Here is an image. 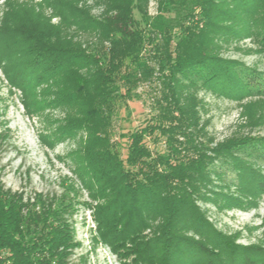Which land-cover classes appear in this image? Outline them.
<instances>
[{"label":"trees","instance_id":"trees-1","mask_svg":"<svg viewBox=\"0 0 264 264\" xmlns=\"http://www.w3.org/2000/svg\"><path fill=\"white\" fill-rule=\"evenodd\" d=\"M260 1L157 0L158 14L150 18L144 12L148 0H106L105 15L89 22L100 42L91 50L54 49L39 31L23 30L26 42L33 43L43 58L33 61L36 77L16 76L22 82L16 88L25 93L23 83L29 85L37 78L45 84L70 72L68 89L55 97L59 104L75 107L77 118L69 115L56 136L85 133L81 161L75 165L93 176L83 181V187L96 203L95 234L133 264H257L264 260L224 240L196 205L197 197L205 196L207 177L216 172L213 162L220 159L221 165H232L238 196H246L251 189L264 190V178L251 170L252 159H242L254 153L264 160V140L256 145L255 140L224 143L210 149L214 159H206L199 142L196 102L190 94L205 88L241 99L255 92L251 78L232 61L221 59L214 46L220 35H233L237 22L249 19ZM178 8L189 11L173 32L166 20ZM191 10H197L198 24L192 21ZM105 42L108 47L103 48ZM78 69L87 74L80 77ZM150 80L158 81L160 92L152 99L149 122L123 137L124 145L113 141L117 104L122 102L130 116L128 102L138 101L137 89ZM146 139L155 144L161 141L163 149L152 152ZM240 150L243 154H236ZM220 194L213 193V198L223 199ZM29 200L0 184V264H75L73 229L65 218L72 211L70 202ZM190 233L197 240L189 238ZM225 256L227 263L222 260Z\"/></svg>","mask_w":264,"mask_h":264},{"label":"rangeland","instance_id":"rangeland-1","mask_svg":"<svg viewBox=\"0 0 264 264\" xmlns=\"http://www.w3.org/2000/svg\"><path fill=\"white\" fill-rule=\"evenodd\" d=\"M188 11L178 8L177 13L167 18L173 32ZM196 11L191 10L192 21L198 24ZM144 12L150 18L156 17L157 0H148ZM105 13L106 0H0V184L4 190L22 193L30 202L37 197L43 202H70L72 211L65 214V218L73 229L75 264L133 263L125 253L115 254L95 234L92 214L96 203L83 187V181L93 176L87 169L82 171V166L75 165L81 161L85 133L78 131L71 138L56 136L60 134L57 128L66 123L69 115L77 118L75 107L59 104L55 97L59 91L68 89L65 85L70 72L45 84L37 78L29 85L23 83L25 93L16 88L22 83L16 76L30 73L36 77L38 72L33 61L43 58L33 43L26 42L23 30L39 31L54 49L91 50L100 42L89 26L90 19H100ZM237 24L233 35L217 38L214 51L221 59L235 63L240 73H246L255 92L236 99L205 88L190 91L196 102L201 127L199 142L206 159H214L210 149L224 143L255 140L256 145L264 140V0L249 19ZM105 47H108L107 42L103 43ZM75 71L80 77L87 74L84 69ZM159 92L156 80L140 84L137 89L140 99L127 104L130 116L122 102L117 104L112 123L113 141L124 145L126 138L123 137L149 122L153 115L152 99L157 98ZM145 144L152 152L163 149L161 141L155 144L146 139ZM249 150L252 148L246 152ZM241 152L236 154L242 155ZM251 155L242 159H252L251 170L264 178V160L254 153ZM220 163L222 159L213 162L214 174L219 175L207 177L203 184L205 196L196 199L200 214L224 240L253 253L255 259L264 258V190L253 192L251 189L246 196H238L232 165ZM217 192H221L223 199L213 198V193ZM188 236L197 240L191 233ZM226 257L222 258L225 263ZM261 263L264 264V260L257 264Z\"/></svg>","mask_w":264,"mask_h":264}]
</instances>
